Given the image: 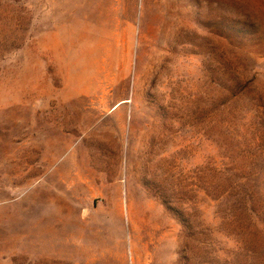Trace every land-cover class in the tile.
<instances>
[{"label": "rangeland", "instance_id": "rangeland-1", "mask_svg": "<svg viewBox=\"0 0 264 264\" xmlns=\"http://www.w3.org/2000/svg\"><path fill=\"white\" fill-rule=\"evenodd\" d=\"M260 205L264 0H0V264H264Z\"/></svg>", "mask_w": 264, "mask_h": 264}, {"label": "trees", "instance_id": "trees-1", "mask_svg": "<svg viewBox=\"0 0 264 264\" xmlns=\"http://www.w3.org/2000/svg\"><path fill=\"white\" fill-rule=\"evenodd\" d=\"M248 188L249 187H245V186L244 187H240L239 188L240 192L238 191L239 192L238 198H241V197H244L245 195H247V193H249L251 191V190H248ZM249 202H252V197L248 198V205L245 203V200H243V203H245V206H243V213H246L247 215H248V212H250V210H249ZM259 207H260V210L261 209L264 210L263 205H260Z\"/></svg>", "mask_w": 264, "mask_h": 264}, {"label": "bare ground", "instance_id": "bare-ground-1", "mask_svg": "<svg viewBox=\"0 0 264 264\" xmlns=\"http://www.w3.org/2000/svg\"><path fill=\"white\" fill-rule=\"evenodd\" d=\"M74 179V178H73ZM51 196L49 197L50 198V200L51 201H54V198H56L55 196H54V194H53V192H51V193H49ZM59 200V199H58ZM57 203V202H56ZM132 256H133V260L134 261H137V256H136V254L135 253H133L132 252ZM147 259H148V257L147 258H145V264H147ZM137 263V262H136ZM135 263V264H136Z\"/></svg>", "mask_w": 264, "mask_h": 264}]
</instances>
